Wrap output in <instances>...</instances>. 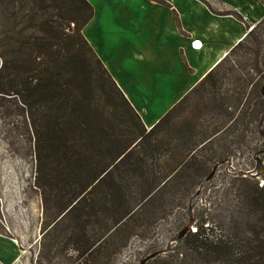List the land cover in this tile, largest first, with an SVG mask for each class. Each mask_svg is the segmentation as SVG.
I'll return each mask as SVG.
<instances>
[{
    "label": "trees",
    "instance_id": "1",
    "mask_svg": "<svg viewBox=\"0 0 264 264\" xmlns=\"http://www.w3.org/2000/svg\"><path fill=\"white\" fill-rule=\"evenodd\" d=\"M93 16L86 0H0V94L28 114L52 248L111 264L178 204L188 222L215 167L247 155L222 213L148 264H264V19L148 130L83 36Z\"/></svg>",
    "mask_w": 264,
    "mask_h": 264
},
{
    "label": "crops",
    "instance_id": "2",
    "mask_svg": "<svg viewBox=\"0 0 264 264\" xmlns=\"http://www.w3.org/2000/svg\"><path fill=\"white\" fill-rule=\"evenodd\" d=\"M86 1L94 16L83 36L148 130L264 19V0ZM169 97L176 100L157 113L155 98ZM16 254L0 235V264Z\"/></svg>",
    "mask_w": 264,
    "mask_h": 264
},
{
    "label": "rangeland",
    "instance_id": "3",
    "mask_svg": "<svg viewBox=\"0 0 264 264\" xmlns=\"http://www.w3.org/2000/svg\"><path fill=\"white\" fill-rule=\"evenodd\" d=\"M1 85L2 80L0 88ZM175 100L171 97L163 101L155 98L158 103L157 113L167 109ZM191 102L189 113L184 116L186 118L191 116L190 112L195 105L194 100ZM36 153L35 137L26 109L15 96L0 94V235L17 245L13 264H39V260L42 264H83L85 257L76 261L77 254L72 250L71 253L62 254L52 248L50 230L56 211L49 198L45 202L43 192L38 187ZM248 159L247 155H239L217 169L211 181L198 189L193 197L188 222L187 211L182 210L178 200V206L172 209L170 216L156 222L150 235L133 237L111 264H142L151 255L157 254L160 257L179 248L181 245L177 240L183 239L190 229L195 231L196 224L202 217L211 219L222 213L221 208L216 205H220V200L223 199V188L231 182L232 172L244 168L242 165ZM53 173L54 171H43L40 174V184H47L46 175H57ZM185 230L187 232L182 236ZM69 256L71 261L68 263L66 257Z\"/></svg>",
    "mask_w": 264,
    "mask_h": 264
},
{
    "label": "water",
    "instance_id": "4",
    "mask_svg": "<svg viewBox=\"0 0 264 264\" xmlns=\"http://www.w3.org/2000/svg\"><path fill=\"white\" fill-rule=\"evenodd\" d=\"M217 168H218V167H215V169L213 170V172L211 173V175L207 178V181H210V180L214 177L215 172L217 171ZM186 232H187V230H185V231L182 233V236H183ZM157 256H158L157 254L149 256L148 258H146V259L142 262V264L147 263L149 260H151V259H153V258H155V257H157Z\"/></svg>",
    "mask_w": 264,
    "mask_h": 264
}]
</instances>
